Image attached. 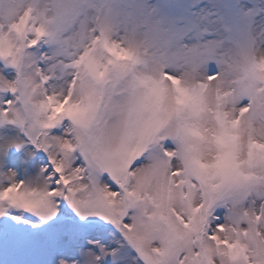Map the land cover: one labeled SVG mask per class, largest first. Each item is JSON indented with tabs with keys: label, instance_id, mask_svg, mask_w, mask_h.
<instances>
[{
	"label": "snow or ice",
	"instance_id": "6c2138e0",
	"mask_svg": "<svg viewBox=\"0 0 264 264\" xmlns=\"http://www.w3.org/2000/svg\"><path fill=\"white\" fill-rule=\"evenodd\" d=\"M0 15V264H264V58L237 107L209 91L217 76L136 74L139 56L100 35L49 92L22 68L44 13Z\"/></svg>",
	"mask_w": 264,
	"mask_h": 264
},
{
	"label": "rangeland",
	"instance_id": "374dc122",
	"mask_svg": "<svg viewBox=\"0 0 264 264\" xmlns=\"http://www.w3.org/2000/svg\"><path fill=\"white\" fill-rule=\"evenodd\" d=\"M12 3L44 13L48 37L25 49L22 68L31 74L39 66L49 74V92L67 91L71 62L103 35L139 56L136 74L167 73L193 86L217 76L210 92L231 90L237 107L249 103L242 81L244 69L264 54V0H0V12ZM9 23L0 15L5 30Z\"/></svg>",
	"mask_w": 264,
	"mask_h": 264
},
{
	"label": "clouds",
	"instance_id": "9594fccd",
	"mask_svg": "<svg viewBox=\"0 0 264 264\" xmlns=\"http://www.w3.org/2000/svg\"><path fill=\"white\" fill-rule=\"evenodd\" d=\"M260 58H264V54H258L257 60L260 59ZM245 71H246V68L244 69V72ZM202 151L204 152L205 158H207V159H210L211 158L210 157V152H209V150L206 147L203 148Z\"/></svg>",
	"mask_w": 264,
	"mask_h": 264
}]
</instances>
